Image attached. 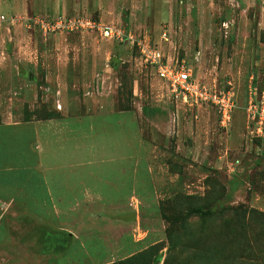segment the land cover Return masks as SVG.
Returning <instances> with one entry per match:
<instances>
[{"label": "rangeland", "instance_id": "374dc122", "mask_svg": "<svg viewBox=\"0 0 264 264\" xmlns=\"http://www.w3.org/2000/svg\"><path fill=\"white\" fill-rule=\"evenodd\" d=\"M1 7L0 264H264V216L235 210L264 214V138L245 110L250 89L264 96V0ZM27 12L85 14L158 44L197 79L231 82L232 123L177 98L137 46L44 35L14 21Z\"/></svg>", "mask_w": 264, "mask_h": 264}, {"label": "built area", "instance_id": "2783aa9c", "mask_svg": "<svg viewBox=\"0 0 264 264\" xmlns=\"http://www.w3.org/2000/svg\"><path fill=\"white\" fill-rule=\"evenodd\" d=\"M18 18L38 26L44 35L89 31L105 38H116L118 41L129 42L132 47H138L143 63L156 70L159 77L170 86L177 98L183 97L185 103L192 105H206L215 108L220 126L223 128H228L232 123L237 107L233 84L229 82L227 86L220 87L215 82L208 84L197 79L185 60L167 56L156 43L144 41L142 38H134L122 27L103 24L99 19L85 14H62L52 19L38 14H26L23 17H15L14 21ZM9 20L10 18L5 14H0V30ZM165 40L167 39L165 38ZM253 79L254 76H251V82ZM245 110L254 135L264 138L263 94L258 97L256 90L250 89Z\"/></svg>", "mask_w": 264, "mask_h": 264}, {"label": "crops", "instance_id": "0c3cea01", "mask_svg": "<svg viewBox=\"0 0 264 264\" xmlns=\"http://www.w3.org/2000/svg\"><path fill=\"white\" fill-rule=\"evenodd\" d=\"M5 7H3V9H6V8H9V10L10 11H12V12H15L16 10H19L20 9V7H19V5H18V2L17 1H14V2H10V3H8V4H6V5H4ZM0 9H2V7L0 8ZM2 9V10H3ZM44 11H45V8H44ZM60 10H58L55 14H53V15H56V14H58V12H59ZM65 11V10H64ZM65 12H67V11H65ZM26 14H28V15H32V14H37L36 12L35 13H31V12H27ZM25 14V15H26ZM42 15V14H41ZM48 15V14H47ZM8 23V22H7ZM32 67V66H31ZM19 72V71H18ZM29 72L30 73H28V76L30 77V79L29 80H31L32 82H34V83H36V78H35V76H34V74H33V72L31 71V70H29ZM22 74V73H21ZM1 79V78H0ZM47 83V82H46ZM97 83H98V86H97V89L98 90H100V85H102V84H104V83H102V81H101V79L99 78L98 79V81H97ZM102 83V84H101ZM44 90H46V91H49V90H51L52 88H51V86H41ZM90 91H88V93H89ZM1 95V94H0ZM89 95V94H88ZM29 96L31 97V98H33L34 99V97L36 96V91H35V87H33L32 86V88H31V90H30V94H29ZM61 105V104H60ZM41 145V144H40ZM47 145V144H46ZM50 146H52L51 144H50ZM49 146V147H50ZM65 148H60V149H58L55 153L56 154H58L59 156L62 154V150H64Z\"/></svg>", "mask_w": 264, "mask_h": 264}, {"label": "trees", "instance_id": "16d2710c", "mask_svg": "<svg viewBox=\"0 0 264 264\" xmlns=\"http://www.w3.org/2000/svg\"><path fill=\"white\" fill-rule=\"evenodd\" d=\"M235 210H237L238 212L237 213H244V214H248L249 216L251 215V216H254V215H258V216H264V214H261V213H259V212H257V211H255V210H245L244 212L243 211H241L240 209H235Z\"/></svg>", "mask_w": 264, "mask_h": 264}]
</instances>
